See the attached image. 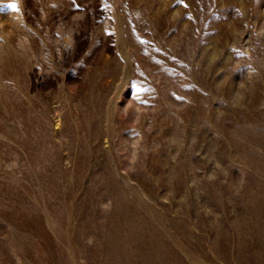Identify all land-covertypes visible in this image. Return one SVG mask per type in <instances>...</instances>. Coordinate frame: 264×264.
<instances>
[{
  "label": "rangeland",
  "instance_id": "1",
  "mask_svg": "<svg viewBox=\"0 0 264 264\" xmlns=\"http://www.w3.org/2000/svg\"><path fill=\"white\" fill-rule=\"evenodd\" d=\"M0 264H264V0H0Z\"/></svg>",
  "mask_w": 264,
  "mask_h": 264
}]
</instances>
